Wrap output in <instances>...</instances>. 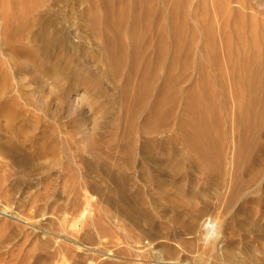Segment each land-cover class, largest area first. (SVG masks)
<instances>
[{
	"label": "rangeland",
	"instance_id": "obj_1",
	"mask_svg": "<svg viewBox=\"0 0 264 264\" xmlns=\"http://www.w3.org/2000/svg\"><path fill=\"white\" fill-rule=\"evenodd\" d=\"M20 1L0 0V264H264V0H120L122 30L102 0Z\"/></svg>",
	"mask_w": 264,
	"mask_h": 264
},
{
	"label": "bare ground",
	"instance_id": "obj_2",
	"mask_svg": "<svg viewBox=\"0 0 264 264\" xmlns=\"http://www.w3.org/2000/svg\"><path fill=\"white\" fill-rule=\"evenodd\" d=\"M12 1V0H11ZM23 0H21L20 2H22ZM27 1V0H26ZM25 0L23 1V2H26ZM30 1V0H29ZM28 1V2H29ZM37 1L38 0H36V3H37ZM49 1V0H48ZM136 1V0H135ZM3 2V1H2ZM15 2V1H14ZM22 2V3H23ZM40 1H38V4H40L39 3ZM43 2H47V1H45V0H43ZM88 3H89V1H87ZM102 2H103V10H104V12L106 13V15H113V17H114V19H113V21L111 20V27H113L114 29H116V30H120L121 28H122V25H123V22H125V21H127L126 20V16H127V13H126V11L124 10V6L125 5H123V3L121 2L120 3V0L118 1V7H117V1L116 0H102ZM138 2V1H137ZM178 2H180V0L178 1ZM27 3V2H26ZM26 3H24V4H26ZM45 3H42L43 5L45 4ZM95 3V2H94ZM128 3V2H127ZM133 3V2H132ZM150 3V2H149ZM180 3H182V2H180ZM30 4V3H29ZM28 4V8H29V6L31 5H29ZM139 4L140 5H143V9L144 10H147L148 8V4L146 3V1L145 2H141L140 3V1H139ZM238 4V3H237ZM17 5V4H16ZM15 5V6H16ZM19 5V4H18ZM27 5V4H26ZM35 5V4H34ZM41 5V4H40ZM46 5V4H45ZM150 5V4H149ZM153 5V4H152ZM176 5V4H175ZM14 6V5H13ZM20 6V5H19ZM89 6V5H88ZM90 6H92L91 4H90ZM130 6V5H129ZM17 7V6H16ZM15 7V8H16ZM24 8L23 9V12L26 10L25 8H27V6L25 7V6H21V8ZM42 7V6H41ZM96 7V6H95ZM139 7V6H138ZM142 7V6H141ZM141 7H139V8H141ZM182 7V6H181ZM14 8V7H13ZM18 8V7H17ZM16 8V9H17ZM27 8V9H28ZM160 8V7H159ZM16 9H14V12L16 11ZM31 9V8H30ZM34 9V8H33ZM33 9H31V10H33ZM92 9V8H91ZM126 9H127V7H126ZM129 9V8H128ZM142 9V8H141ZM150 9V8H149ZM29 10V9H28ZM135 10V9H134ZM143 10V11H144ZM10 11H12V10H10ZM18 11H19V9H18ZM93 11V10H92ZM136 11V10H135ZM153 11V10H152ZM151 11V12H152ZM30 12V11H29ZM29 12H26V14L27 13H29ZM149 12H150V10H149ZM16 13V12H15ZM14 13V14H15ZM140 13H143V12H140ZM9 14V13H8ZM17 14V13H16ZM15 14V15H16ZM21 15L22 17H23V19L25 18V16H27V15ZM84 14H86V13H84ZM135 14H136V12H135ZM171 14V13H170ZM7 15V14H6ZM13 15V14H12ZM12 15H10V16H12ZM18 15V14H17ZM30 15H31V12H30ZM29 15V16H30ZM93 16H94V14H92ZM172 15V14H171ZM5 16V15H4ZM29 16H27L26 18H28ZM32 16V15H31ZM91 17V14L89 15V17H91L92 18V20H91V23H93L94 21H95V16H96V13H95V16L94 17ZM13 17V16H12ZM30 18V17H29ZM28 18V19H29ZM32 18H33V16H32ZM134 18H135V16H134ZM11 19V18H10ZM20 19H22L21 17H20ZM28 19H26L27 21H28ZM110 19V18H109ZM136 19V18H135ZM18 20V19H17ZM25 20V19H24ZM24 20H22V21H20V22H23L24 23ZM25 20V21H26ZM32 20V19H31ZM33 21V20H32ZM90 20H88V22H89ZM96 21H97V19H96ZM137 21V20H136ZM138 21H139V19H138ZM137 21V22H138ZM30 22V21H29ZM34 22V21H33ZM21 24L22 26L24 25L25 26V24L27 23V22H25L24 24ZM32 23V22H31ZM30 23V24H31ZM90 23V22H89ZM96 23H98V22H96ZM106 23H108V22H106ZM13 24V23H12ZM146 24H149V23H146ZM145 24V25H146ZM5 25V24H4ZM9 25V24H8ZM31 25H33V24H31ZM88 25H90V26H92V24H88ZM99 25V23L97 24V26ZM110 25V24H109ZM109 25L107 24V26L109 27ZM150 25V24H149ZM168 25V24H167ZM28 26V25H27ZM26 26V27H27ZM148 26V25H147ZM146 26V27H147ZM180 26V25H179ZM8 27V26H7ZM30 27V26H29ZM146 27H145V29H146ZM92 28V27H91ZM94 28V29H93ZM92 29H93V31H95V24H94V27H93ZM110 28V27H109ZM112 28V29H113ZM135 28V27H134ZM141 28V27H140ZM143 28V27H142ZM20 29V28H19ZM98 30H101L100 29V26H98V28H97ZM123 29V28H122ZM121 29V30H122ZM179 28H176V29H174V31H179L178 30ZM10 30V29H9ZM9 30H8V32H9ZM23 30V29H22ZM27 30V29H26ZM147 30V29H146ZM103 31V29L101 30V32ZM113 31V30H112ZM98 32H100V31H98ZM100 32V33H101ZM138 32V30H137V28H136V31H135V33L136 34H138L137 33ZM25 33H28V32H25ZM13 34V33H12ZM22 34V33H21ZM8 35H10V33L8 34ZM24 35L25 34H22V36L24 37ZM117 35V34H116ZM29 36V35H28ZM139 36V35H138ZM19 37H21L20 35H19ZM19 37H18V39H19ZM26 38V37H25ZM24 38V39H25ZM21 39H22V37H21ZM109 39V38H108ZM113 38H111V39H109V40H107V42H105L106 43V46H107V48L108 49H110V48H112V47H116V48H118V51H115L114 50V48H113V51L114 52H118V53H114L113 55H115V54H117V59L118 60H116V61H120V58H122L121 57V50L122 49H120L121 48V46H122V48H123V45H122V43H121V39H119V38H114L113 40H112ZM134 39V38H133ZM165 39V38H164ZM17 40V39H16ZM16 40H15V42H16ZM23 40V39H22ZM22 40H20V42H24V41H22ZM256 40V39H255ZM18 41V40H17ZM139 41V40H138ZM132 42H133V40H132ZM17 43V42H16ZM16 43H14V45L16 44ZM138 44H139V42H137ZM18 44H19V42H18ZM24 44V43H23ZM138 44H137V46H138ZM17 45V44H16ZM16 45H15V47H16ZM21 45V44H20ZM134 45H135V42H134ZM8 47H9V45H7ZM27 46V45H26ZM136 46V45H135ZM21 47H23V46H21ZM29 47V46H28ZM17 48V47H16ZM106 48V49H107ZM139 48V47H138ZM157 48V47H156ZM9 49V48H8ZM19 49H21V48H19ZM136 49V48H135ZM26 50V49H25ZM32 50V49H31ZM34 50V49H33ZM138 50V49H137ZM136 50V51H137ZM17 51V50H16ZM20 51V50H19ZM22 51V50H21ZM27 51H28V49H27ZM136 51H135V56H136ZM25 52V51H24ZM123 52V51H122ZM138 52V51H137ZM32 53V52H31ZM12 54V53H11ZM22 54V53H21ZM112 54V53H111ZM166 54V53H165ZM10 56V55H9ZM15 56H16V54H15ZM22 56V55H21ZM12 57V56H11ZM124 57V56H123ZM8 59H10V58H8ZM14 59H16L15 57H14ZM17 59H18V57H17ZM22 59V58H21ZM11 60V59H10ZM20 61V60H19ZM122 61V60H121ZM18 62V61H17ZM18 63H20V62H18ZM117 63V62H116ZM120 63V62H119ZM117 68H118V66H117ZM252 78V77H251ZM57 82H58V80H56ZM220 82V81H219ZM43 86V85H42ZM63 87V86H62ZM49 88V87H48ZM170 88H172V87H170ZM50 89H52V87L50 88ZM60 89V88H59ZM64 89V88H63ZM175 91V90H174ZM50 92L51 93H57V91H55L54 89H52V91L50 90ZM64 92H67V91H64ZM144 92V89L143 90H140V93H139V96H140V94H142ZM171 92V91H170ZM46 95H48L49 93H48V91H47V93H45ZM60 94V93H59ZM67 94V93H66ZM59 97V96H58ZM254 99V98H253ZM59 107H60V105H59ZM240 115V114H239ZM244 120V119H243ZM155 123V122H154ZM239 123V122H238ZM245 124V123H244ZM247 125V124H246ZM241 126V125H240ZM243 126V125H242ZM203 131V130H202ZM47 133V132H46ZM45 133V134H46ZM51 133H53V132H51ZM50 133V134H51ZM86 133H88V132H86ZM209 133V132H208ZM207 133V135L205 134L204 136H205V138H208V137H210L211 138V136H208L209 134ZM47 134H49V133H47ZM201 134H203V132L201 133ZM26 136V135H25ZM47 136V135H46ZM50 136V135H49ZM49 136H48V138H49ZM53 136V135H52ZM208 136V137H207ZM66 137V136H65ZM58 138H60V136L58 137ZM67 138V137H66ZM86 138H87V136H86ZM23 139V138H22ZM34 139V138H33ZM41 139V138H40ZM43 139V138H42ZM202 139H204V138H202ZM54 140H57V139H54ZM70 140V139H69ZM206 140V139H205ZM208 141H209V139H207ZM206 140V141H207ZM52 141V140H51ZM58 141V140H57ZM57 141H53V142H55V144H56V142ZM241 141V140H240ZM39 142V141H38ZM48 142V141H47ZM46 141H45V143H44V146H45V144L47 143ZM69 142V141H68ZM72 142V141H71ZM204 142V141H203ZM58 143V142H57ZM205 143H207V142H205ZM19 144V143H18ZM50 144V143H49ZM53 144V143H52ZM59 144V143H58ZM58 144H56L57 146H58ZM48 145V144H47ZM51 145V144H50ZM55 145V146H56ZM19 146V145H18ZM18 146H16L17 148H18ZM43 146V147H44ZM53 146V145H52ZM51 146V147H52ZM54 146V147H55ZM63 146V145H62ZM61 146V147H62ZM36 147H37V145H36ZM35 147V148H36ZM53 147V148H54ZM59 147V146H58ZM38 148H41V147H39L38 146ZM46 148V147H45ZM67 148V147H66ZM19 149V148H18ZM37 149V148H36ZM42 149V148H41ZM39 150V149H38ZM63 149H61V151H62ZM67 150H69V148L68 149H66V151ZM59 151V150H58ZM71 151V150H70ZM69 151V152H70ZM7 152H8V154L10 155V156H12L13 158H17V156L18 155H16V150H15V145L11 142L10 143V146H9V149L7 150ZM24 152V151H23ZM39 152H41V150L39 151ZM56 152V151H55ZM63 152V151H62ZM72 152V151H71ZM22 153V152H21ZM27 153V152H26ZM42 153V152H41ZM44 153V152H43ZM64 153V152H63ZM62 153V154H63ZM75 153V152H74ZM69 154V153H68ZM73 154V153H72ZM27 155V154H26ZM59 155V154H58ZM70 155V154H69ZM46 156V155H45ZM71 156V155H70ZM74 155H72L71 156V158L70 159H72L73 160V157ZM63 157H65V155H63ZM75 157V156H74ZM65 158H67V156L65 157ZM68 159V158H67ZM67 159L65 160V161H67ZM70 159H68V160H70ZM71 160V161H72ZM209 160V159H208ZM64 161V160H63ZM67 163V162H66ZM68 164H69V162H68ZM70 165V164H69ZM67 168V167H66ZM69 168V167H68ZM120 182V181H119ZM83 183V182H82ZM81 183V184H82ZM87 183V182H86ZM121 183H124V182H121ZM122 185H124V184H122ZM80 186V185H79ZM121 186V185H120ZM82 187H83V185H82ZM85 187V186H84ZM122 188H124L123 186H121ZM126 189V188H125ZM86 190V189H85ZM81 191V190H80ZM79 190H78V192H80ZM87 191V190H86ZM86 191H85V194H86ZM124 191V190H123ZM232 195V194H231ZM79 197V196H78ZM77 197V198H78ZM87 197V196H86ZM88 198V197H87ZM79 199V198H78ZM76 200V199H75ZM88 200H90V198L88 199ZM84 201H86V200H84ZM91 201V200H90ZM90 201H88V202H90ZM240 201V200H239ZM78 202H81L80 200L78 201ZM77 202V203H78ZM87 202H85V204H86ZM91 203V202H90ZM70 205H71V202H70ZM78 205L79 204H77V207H78ZM80 206H82V205H80ZM79 206V207H80ZM70 207V206H69ZM76 208V207H75ZM82 209V208H81ZM85 210V209H84ZM75 211V210H74ZM73 211V212H74ZM76 211H78L77 210V208H76ZM83 211V210H82ZM72 213V212H71ZM64 214H65V212H64ZM81 214V213H80ZM67 215V214H66ZM65 215V216H66ZM76 215H78V214H76ZM70 216V215H69ZM87 216V215H86ZM86 216H85V218H86ZM71 217V216H70ZM74 217V216H73ZM70 219V218H69ZM79 219V218H78ZM64 220L66 221V220H68L66 217L64 218ZM61 221H62V219H61ZM65 221H63V222H65ZM72 221V224H70L69 226V228L70 229H74V231L75 232H77V235L79 236L81 233L80 232H82L81 230L82 229H84L83 227H80V223L77 221V219H74V220H71ZM80 222H82V221H80ZM96 222V221H95ZM67 223V222H66ZM65 223V224H66ZM93 223V222H92ZM69 224V223H68ZM82 224V223H81ZM94 224V223H93ZM100 224V223H99ZM103 224V223H102ZM62 225V224H61ZM63 225H64V223H63ZM96 225H98V223L96 224ZM66 226H67V224H66ZM65 226V228L67 229V227ZM62 227V226H61ZM64 227V226H63ZM94 227H95V225H94ZM97 227V226H96ZM104 227H106V226H104ZM65 228L63 229V230H65ZM107 228V227H106ZM62 229V228H61ZM96 229V228H95ZM150 229V228H149ZM62 230V231H63ZM97 230V229H96ZM151 230V229H150ZM153 230V229H152ZM202 230V231H201ZM201 230H200V232H201V235H200V239H202L203 240V242H204V244L206 245V246H211L214 250L215 249H217V248H219V243L221 242V240L223 239V236H224V230H223V227H222V225H221V223H220V221L219 220H217V219H210V220H208L207 222H205L204 224H203V228H201ZM67 231H68V229H67ZM85 231V230H84ZM64 232V231H63ZM66 232V231H65ZM73 232V231H72ZM71 232V233H72ZM110 232V231H109ZM108 232V233H109ZM115 232V231H114ZM154 232H155V229H154ZM153 232V234H155ZM85 232H83V234H84ZM104 233V232H103ZM112 233V232H111ZM126 233V232H125ZM198 233V232H197ZM61 234V233H60ZM68 234V233H67ZM75 234V233H74ZM99 234V233H98ZM119 234V233H118ZM126 234H128V233H126ZM125 234V235H126ZM149 234V233H148ZM69 235H70V233H69ZM72 235V234H71ZM108 235V234H107ZM113 235H115V234H113ZM122 235V234H121ZM150 235V234H149ZM152 235V234H151ZM52 236V235H51ZM63 236L65 237V235L63 234ZM73 236V235H72ZM100 236V235H99ZM123 236V235H122ZM132 236V235H131ZM146 236V235H145ZM157 236V235H156ZM59 237V236H58ZM57 237V238H58ZM68 237V236H67ZM74 237V236H73ZM119 237V236H118ZM117 237V239H119ZM138 237V236H137ZM144 237V236H143ZM123 238H125V237H123ZM128 238V237H127ZM133 238V237H132ZM147 238V237H146ZM154 238V237H153ZM157 238V237H156ZM63 239V238H62ZM66 239H69V238H66ZM72 239H75V238H72ZM100 239V238H99ZM126 239V238H125ZM149 239V238H148ZM65 240V239H64ZM77 240H78V238H77ZM75 241V243H77V245H80L81 243L79 242V240L78 241ZM84 240V239H83ZM95 240V239H94ZM120 240V239H119ZM122 240V239H121ZM138 241H139V239H137ZM144 240V239H143ZM61 241V240H60ZM73 241V240H72ZM123 241V240H122ZM125 241V240H124ZM123 241V242H124ZM133 240L131 239V241L130 242H132ZM146 241V240H145ZM86 242V241H85ZM84 242V243H85ZM98 242H100V241H98ZM127 242V241H126ZM141 242V241H140ZM74 243V244H75ZM108 243H110L109 242V239L108 238H105L104 237V239L102 238V241H101V245H103V248H105V250H109V251H113V253L112 254H114V250H112V249H110L109 247H108ZM134 243V242H133ZM135 243H138L137 241L135 242ZM142 243H144V242H142ZM150 243V242H149ZM64 244V243H63ZM63 244H61L62 246H63ZM86 244V243H85ZM145 244V243H144ZM60 245V246H61ZM67 245V244H66ZM73 245V244H72ZM132 246H133V244H131ZM131 245H130V247H131ZM153 245V244H152ZM71 246V245H70ZM69 246V244H68V246H67V248L68 247H70ZM82 246V245H81ZM81 246H80V248H81ZM86 246V245H85ZM100 246V245H99ZM122 246V245H121ZM138 246V245H137ZM142 246V245H141ZM141 246H139L140 248H141ZM150 246V245H149ZM156 246V245H155ZM101 247V246H100ZM136 247V246H135ZM144 247V246H143ZM153 247V246H152ZM65 248H66V246H65ZM70 248H72V247H70ZM85 248H87V247H85ZM90 248H92V247H90ZM93 248H95V247H93ZM118 248H119V246H118ZM123 248V247H122ZM121 248V249H122ZM145 248V247H144ZM151 248V247H150ZM59 249V248H58ZM63 249V248H62ZM71 250V249H70ZM89 250V249H88ZM93 250V249H92ZM98 250H100V249H98ZM101 250H103V249H101ZM120 250V249H119ZM118 250V251H119ZM66 251V250H65ZM123 251V250H122ZM124 251H125V249H124ZM72 252V251H71ZM151 252V251H150ZM65 253V252H64ZM70 253V252H69ZM83 253V252H82ZM66 254H67V251H66ZM59 256V255H58ZM64 258V257H63ZM66 258V257H65ZM95 258H96V255H95ZM66 260V259H65ZM92 262V261H91ZM92 264H97L95 261H93L92 262Z\"/></svg>",
	"mask_w": 264,
	"mask_h": 264
}]
</instances>
